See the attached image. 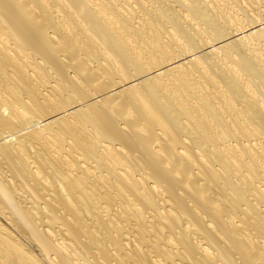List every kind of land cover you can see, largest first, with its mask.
I'll list each match as a JSON object with an SVG mask.
<instances>
[{"label": "bare ground", "instance_id": "bare-ground-1", "mask_svg": "<svg viewBox=\"0 0 264 264\" xmlns=\"http://www.w3.org/2000/svg\"><path fill=\"white\" fill-rule=\"evenodd\" d=\"M0 264H264V0H0Z\"/></svg>", "mask_w": 264, "mask_h": 264}]
</instances>
